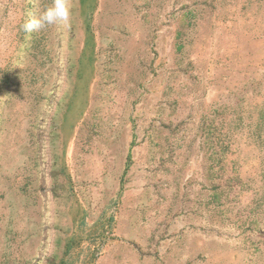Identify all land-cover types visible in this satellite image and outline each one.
<instances>
[{
    "label": "rangeland",
    "instance_id": "obj_1",
    "mask_svg": "<svg viewBox=\"0 0 264 264\" xmlns=\"http://www.w3.org/2000/svg\"><path fill=\"white\" fill-rule=\"evenodd\" d=\"M79 2L0 0V264H264V0H99L76 119Z\"/></svg>",
    "mask_w": 264,
    "mask_h": 264
},
{
    "label": "trees",
    "instance_id": "obj_2",
    "mask_svg": "<svg viewBox=\"0 0 264 264\" xmlns=\"http://www.w3.org/2000/svg\"><path fill=\"white\" fill-rule=\"evenodd\" d=\"M80 2L78 3V6L81 8V16H84V21H85V41H84V46L80 52L79 55V62L81 65V69H80V73L79 74V78H84L83 81L79 84V89L76 90L74 92V94H70L69 96V101L71 102L70 110L72 112V118L77 117L76 119L79 118V114L82 112V108H84L83 106H86L88 100H87V95H86V90H87V85H88V80L89 77L86 76L87 72L86 70L88 69V67L92 68L94 67V62L96 59V46H97V41H96V35L95 32L93 31V27H92V13L96 10V7L98 6L99 0H79ZM37 0H26V4H25V8L23 10V20H22V24L28 20L31 19L34 15H36L38 12L43 11L44 8L46 6H48L51 3V0H42V8L39 7V9H37L38 5ZM43 3L45 4V6L43 5ZM41 6V5H40ZM77 8L74 9V13H76ZM91 12V13H90ZM47 28H44L42 30H40L39 32H32V33H26L24 35V39H23V43L24 45L21 46L18 58L16 59L17 61L22 59L24 56H22V54L24 53L25 48H23V46L27 49L30 48V46L32 47V45L37 46L38 42H39V34L41 33V31H44ZM58 30H62L60 26H58ZM60 37L63 38L62 33L64 32H60ZM54 41V40H53ZM75 40L72 41V45L70 46L69 42H68V51L70 52V59L73 55V53L76 55L75 53V49L77 47L78 42ZM49 43H53V42H49ZM64 46V45H63ZM72 51V52H71ZM49 56V53H47ZM21 56V57H20ZM23 67V66H22ZM86 73V74H85ZM10 76H7L6 78H9ZM4 80V79H3ZM70 91L66 90L64 92V96L62 98L61 103H65L67 102V97L69 95ZM68 103V102H67ZM65 121L68 124L69 123V115L65 114ZM261 129H264V102H263V107H262V111H260V123L258 125V131L257 134L259 137H261ZM264 146V140H262V144L261 146ZM222 147V146H221ZM264 150V147H262ZM219 150H217L215 152V158L214 160H218V165L220 169H223V165H221V161H222V157L218 156ZM264 159V157H263ZM264 165V162H263ZM263 175H264V167H263ZM53 173H57V170H53ZM66 173V172H65ZM56 176V175H55ZM217 189V188H216ZM223 189V188H222ZM223 195V192H217L216 193V198H220ZM72 248V242H68V247H67V251L70 252V249ZM67 259V258H66ZM65 258L61 259L59 264H69L67 262Z\"/></svg>",
    "mask_w": 264,
    "mask_h": 264
},
{
    "label": "clouds",
    "instance_id": "obj_3",
    "mask_svg": "<svg viewBox=\"0 0 264 264\" xmlns=\"http://www.w3.org/2000/svg\"><path fill=\"white\" fill-rule=\"evenodd\" d=\"M71 0H51V3L21 25L26 33L39 32L51 26H68L73 15Z\"/></svg>",
    "mask_w": 264,
    "mask_h": 264
}]
</instances>
